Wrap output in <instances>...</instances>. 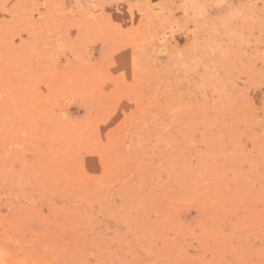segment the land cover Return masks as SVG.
Instances as JSON below:
<instances>
[{"label": "rangeland", "instance_id": "1", "mask_svg": "<svg viewBox=\"0 0 264 264\" xmlns=\"http://www.w3.org/2000/svg\"><path fill=\"white\" fill-rule=\"evenodd\" d=\"M0 264H264V0H0Z\"/></svg>", "mask_w": 264, "mask_h": 264}, {"label": "bare ground", "instance_id": "2", "mask_svg": "<svg viewBox=\"0 0 264 264\" xmlns=\"http://www.w3.org/2000/svg\"><path fill=\"white\" fill-rule=\"evenodd\" d=\"M216 2H218V3H221V2H223L224 0H215ZM92 12V11H91ZM164 36V35H163ZM163 36L161 37V39H163Z\"/></svg>", "mask_w": 264, "mask_h": 264}]
</instances>
